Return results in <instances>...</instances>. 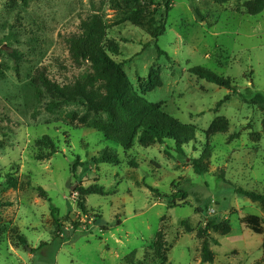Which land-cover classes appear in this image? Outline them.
<instances>
[{
    "label": "rangeland",
    "instance_id": "1",
    "mask_svg": "<svg viewBox=\"0 0 264 264\" xmlns=\"http://www.w3.org/2000/svg\"><path fill=\"white\" fill-rule=\"evenodd\" d=\"M245 1L171 0L165 31L152 39L164 0H0V264H202L204 240L212 264H264V234L239 222L247 214L264 220V211L235 192L264 194V106L242 98L264 94V10L246 15ZM126 6L140 13L135 20L127 19ZM94 12L103 14L108 37L119 44L120 55L112 59L134 89L198 129L184 156L172 142L146 148L135 142L125 152L92 128L106 121L104 112L59 103L42 87V74L64 84L88 71L72 58L68 40ZM156 47L170 61L157 59ZM152 67L162 86L143 93ZM193 67L232 79L238 94L216 108L230 91L190 75ZM218 117L228 121V131L209 140L207 173L196 175L190 160L202 154L204 132ZM44 136L59 153L39 161L47 150L36 142ZM104 150L118 163L95 165L91 159ZM77 158L84 165L73 173ZM92 185L111 193L86 196L84 215L75 191ZM34 187L43 188L51 204ZM179 190L187 199L170 205ZM226 220L229 230L200 233L209 222ZM101 227L107 228L103 234ZM156 241L165 244V258H152Z\"/></svg>",
    "mask_w": 264,
    "mask_h": 264
},
{
    "label": "trees",
    "instance_id": "2",
    "mask_svg": "<svg viewBox=\"0 0 264 264\" xmlns=\"http://www.w3.org/2000/svg\"><path fill=\"white\" fill-rule=\"evenodd\" d=\"M22 1L27 4L29 0ZM134 1L138 2V0ZM164 1V11L158 26L151 31L152 39L162 36L165 31L167 15L171 10V0ZM242 7L246 15L255 16L264 10V0H248L243 3ZM126 10V17L129 20H135L134 18H137L140 14L129 10L127 6ZM196 14L198 15V13ZM107 30L106 20L101 12L90 14L82 22L81 31L68 40L69 52L72 58L79 63L87 64L88 71L75 80L64 84L57 83L42 74L39 76L42 87L59 103H84L89 111L104 112L106 121H95L92 123V128L100 132L105 139L119 144L125 152L129 151L135 142L145 148L152 145L162 146L166 145L167 142H172L174 147L171 149L177 155L184 156V147L196 140L198 129L193 125L181 123L162 110L159 104L149 102L134 89L122 65L112 59V56L120 55V46L113 38L108 37ZM156 51L157 59L163 56L170 61V57L166 52L158 47H156ZM188 72L200 80L230 91L229 95L217 103L216 108L229 102L233 95L238 94V88L234 81L228 77L219 76L203 67H193ZM161 86L162 81L159 70L153 67L150 68L148 79L143 87V93H150ZM242 98L247 105L264 106V94L260 92L249 93V95L242 96ZM228 128V121L223 117H218L204 132L206 146L199 158L190 160L192 170L196 175L207 173L206 162L210 158L209 140L217 134L226 133ZM36 144L47 150L46 154L36 156L39 161L52 158L59 153L56 143L48 136L42 137ZM91 161L95 165H99L117 164L119 160L109 150H104L100 155L92 158ZM129 164L136 167L134 160H131ZM82 165L84 164L80 163L79 158H77L72 166V172L74 173ZM149 189L156 195H161L158 190ZM33 190L38 193L40 198L51 204L47 192L43 188L34 187ZM75 192L80 197L79 209L84 215H88L83 201L86 196H103L111 193V191L105 190L99 185H92L87 188L79 186ZM235 192L252 202L259 203L264 211V194L243 189H236ZM187 197L188 194L185 191L179 190L171 196L172 200L169 204L173 205V200L177 199L184 201ZM50 209L54 222L61 233L64 226L56 219L58 211L52 205ZM239 222L253 234L259 236L264 234V220L257 215H244L239 218ZM81 226L82 224H73L75 230H78ZM209 229L216 232L221 229L229 230V221L226 220L222 224L211 221L200 233L206 235ZM99 230L101 231L100 234H103L107 231V228L101 227ZM18 241L21 245H27L23 236H19ZM164 247L165 244L156 241L151 247L152 258H165L167 254ZM262 251L264 253V241ZM201 263H213V256L209 250L207 240H204L202 244Z\"/></svg>",
    "mask_w": 264,
    "mask_h": 264
}]
</instances>
